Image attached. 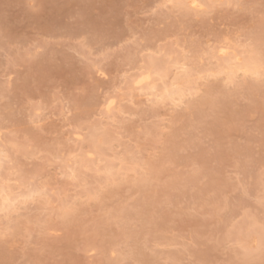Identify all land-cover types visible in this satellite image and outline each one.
Segmentation results:
<instances>
[{"label":"rangeland","instance_id":"374dc122","mask_svg":"<svg viewBox=\"0 0 264 264\" xmlns=\"http://www.w3.org/2000/svg\"><path fill=\"white\" fill-rule=\"evenodd\" d=\"M209 4L0 0V185L24 195L0 210V264H264V0ZM223 44H257L263 70L218 76ZM173 49L191 95L131 88ZM94 126L109 153L74 173Z\"/></svg>","mask_w":264,"mask_h":264},{"label":"bare ground","instance_id":"6f19581e","mask_svg":"<svg viewBox=\"0 0 264 264\" xmlns=\"http://www.w3.org/2000/svg\"><path fill=\"white\" fill-rule=\"evenodd\" d=\"M214 1L215 0H174V2L177 5H181L182 7L186 8V9L191 8V9H194V10L195 9L204 10L205 8H207V5H210L209 4L210 2H214ZM257 44H255V45H257ZM255 45L252 46L251 48H246L244 51H240V50L237 51V49H235L233 47H230L227 44L226 45L223 44V46L220 45V47L218 49H216V54L218 56L217 58H220V62H217V63H219L218 66H217L218 69H216L217 73H218V76H219V74L220 75L221 74H226L227 78L230 79V81H231L233 78H235L239 74L240 75L242 74V76H244V77L245 76H257L258 74H260L261 69L263 68V65L261 64L262 63L261 62L262 61L261 60V55H260L261 53L260 54L258 53L260 51L258 50V48ZM175 50L174 51H171V50L167 51V54L164 53L165 55L163 57L164 58L167 57L166 59H162L163 57L162 58H158L156 56L154 58V57L149 56L148 61L146 62L147 65L146 66H142L141 65L143 68L141 67L140 68L141 70L136 72V74L133 76V78H131V81H130L131 88H133L135 90H136V88H138V89H141V91L142 90H147V92L144 91L146 94L154 95L157 99H161V100L165 99V98H167V99L170 98V100H171V99H174L175 96H177L179 98L180 102H181L184 99V97L187 96V94L191 95L190 93H193L194 90L197 89V86H195V84L197 85V81H195V78L193 79L192 72L190 71L191 69H189L190 67L187 68L184 55H183V57L181 56L182 58L179 57V55H177L178 51L176 53ZM174 52L176 53V57H175V53ZM157 58H158V60H157ZM160 59H161V61H160ZM171 72H173V73H171ZM169 74L172 75L171 78L169 77ZM198 74L199 75L197 76V78L200 79V77H203L201 72H199ZM192 81H194V83H195L194 85H192V83H193ZM131 88H130V90H131ZM109 99L106 101L107 103L105 105V111L107 113L106 114L107 116H110V114L112 115L111 112L114 111L113 108H114V105L116 104L114 100H112V99L109 100ZM113 113H115V111ZM104 125H106V124H104ZM98 126H94L93 127V128H95L94 132L89 131L90 132L89 135H88V140L90 142L89 147L87 145V147L89 149H87V147L84 148L86 145H84V147H82V146L79 147V148H83V150L84 149H86V150H84L82 152V154L79 155V159L77 161L75 160L76 164L74 165V170L72 171L70 169L72 172L77 173L78 168H80V170H82L81 169L82 166H84L85 168L88 167L89 164H91L92 158H94L93 160H95L96 155H97V162H99L101 160L104 162V160H103L104 157L106 156V154L109 153V152L105 153L104 145L108 144L109 142L111 143L112 142V139H111L112 137L108 136L110 132H108V133L105 132L104 133V131H106V130H104L102 132H97V127ZM80 136H82V135H80ZM0 138H1V136H0ZM83 138H84V136H83ZM77 139H79V138H77ZM78 142H77V144H78ZM77 144H75V145H77ZM2 146H3V148L5 150L2 147H0V161L2 160L3 152H5V156L7 154L6 153L7 149L5 147L6 144L4 146L3 143H2ZM12 147H14V146H11V148ZM71 153L75 156V154L73 152H71ZM93 155H95V156H93ZM75 159H76V157H75ZM118 159L120 160L119 157H118ZM108 164L109 165H107L104 170L107 171L108 174H110L112 169L114 168V165L110 164V163H108ZM117 164L118 163H116V166H117ZM94 165H95V162H94ZM91 166H93V164ZM117 169H119V168H117ZM119 171H120V169H119ZM115 173H117V172L115 171ZM23 181H24V179H23ZM5 182H6V180H5ZM4 184L0 185V210L1 211L2 210L5 211V209L7 210V209L11 208V206H13V202L17 201L16 198H18V196H21L20 194L19 195L17 194L18 196L16 194H14L15 192H13V189H15V188H12L13 185L10 186V184H8V185L7 184L4 185ZM9 187L12 189L11 190L13 192L12 195H11V191H10ZM14 187H16V186H14ZM31 187H33V186H31ZM37 187L42 188V186H39V185ZM35 190H34V192H36L37 194H38V192L40 193V191H41V189H38L39 191L37 189H35ZM32 192L31 193L28 192L29 195L33 194ZM25 194H26V192H25ZM27 194L25 196H27ZM41 194L43 195V193H41ZM29 195H28V197H29ZM23 196L24 195H22L21 197H23ZM245 233H247V232H245ZM240 234H242V233H240ZM237 236H238V234H237ZM262 236L263 235L260 232L256 233V235L255 234H253V235L247 234V236H245L244 238L241 237L240 241L244 242L243 241V239H244L245 242H246V244L244 242V244H245L244 246L246 247V249L248 248L249 250L254 251L257 248L259 249V242L261 241L260 238L262 239ZM252 243H254L255 246H252ZM252 247H253V249H252ZM249 250H247V251L249 252Z\"/></svg>","mask_w":264,"mask_h":264}]
</instances>
